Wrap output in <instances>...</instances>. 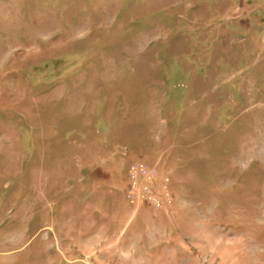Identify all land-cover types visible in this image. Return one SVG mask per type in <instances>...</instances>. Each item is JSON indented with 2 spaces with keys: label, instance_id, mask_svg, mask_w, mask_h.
Wrapping results in <instances>:
<instances>
[{
  "label": "rangeland",
  "instance_id": "rangeland-1",
  "mask_svg": "<svg viewBox=\"0 0 264 264\" xmlns=\"http://www.w3.org/2000/svg\"><path fill=\"white\" fill-rule=\"evenodd\" d=\"M0 264H264V0H0Z\"/></svg>",
  "mask_w": 264,
  "mask_h": 264
}]
</instances>
